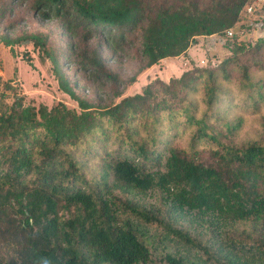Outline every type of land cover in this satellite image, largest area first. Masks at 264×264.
Here are the masks:
<instances>
[{"label":"trees","instance_id":"1","mask_svg":"<svg viewBox=\"0 0 264 264\" xmlns=\"http://www.w3.org/2000/svg\"><path fill=\"white\" fill-rule=\"evenodd\" d=\"M9 1L54 20L81 56L23 36L78 109L0 93V264H264V135L240 138L264 107V35L106 105L76 97L61 67L114 83L100 41L111 55L138 36L150 67L233 26L253 0ZM154 191L147 207L139 198Z\"/></svg>","mask_w":264,"mask_h":264},{"label":"rangeland","instance_id":"2","mask_svg":"<svg viewBox=\"0 0 264 264\" xmlns=\"http://www.w3.org/2000/svg\"><path fill=\"white\" fill-rule=\"evenodd\" d=\"M0 2V35L5 33L14 41L5 46L0 41V93L8 101L11 97V88H14L24 95L25 98L35 103H42L49 106L56 101H62L69 107H77V103L69 97L58 86L57 80L51 72L49 62L44 59L42 62L38 57L41 52L35 49L27 39L26 34H38L48 37L52 49L58 53L68 52L72 61L80 59L78 48L71 49V39L61 36L54 20L45 21L36 16L29 9L27 2ZM6 5L7 7H2ZM3 9L6 11L3 12ZM10 9H12L10 11ZM264 17V11L260 12ZM21 18L13 28L7 25L16 18ZM264 21V18H263ZM264 35L262 29L251 28L248 31L246 40L252 41L257 36ZM138 36L132 38V43L121 52L110 55V50L100 41V53L103 56V66L107 72L114 73L116 82L107 80L102 75L90 76L75 64H62L61 67L67 77L69 87L74 95L91 105H106L117 101L125 95L139 92L141 87L155 77L168 80L170 77L178 76L181 71L193 64L206 65L214 63L227 54L230 44L224 46L214 45L209 50L205 48L204 36H197L190 46H195L193 58H165L158 63L144 67L145 60L138 50ZM90 45H94V40ZM65 52V55H66ZM202 60L203 62H200ZM247 123L240 133V138H250L253 135H264V107L258 111H248ZM147 207L158 204V192H150L139 198ZM158 227V226H157ZM153 264H163L155 259Z\"/></svg>","mask_w":264,"mask_h":264},{"label":"built area","instance_id":"3","mask_svg":"<svg viewBox=\"0 0 264 264\" xmlns=\"http://www.w3.org/2000/svg\"><path fill=\"white\" fill-rule=\"evenodd\" d=\"M262 7H264V0H253L241 10L233 26L226 28L221 33L202 35L204 36L205 48L209 50L214 45L224 46L228 42L230 44L235 40L245 39L249 29H260L259 27L264 24V17L260 14ZM200 62L203 61L200 60Z\"/></svg>","mask_w":264,"mask_h":264},{"label":"crops","instance_id":"4","mask_svg":"<svg viewBox=\"0 0 264 264\" xmlns=\"http://www.w3.org/2000/svg\"><path fill=\"white\" fill-rule=\"evenodd\" d=\"M195 46H189L185 52V54H182V55H179V56H176V57H170V58H193L192 56L194 54H198L196 51H195Z\"/></svg>","mask_w":264,"mask_h":264}]
</instances>
